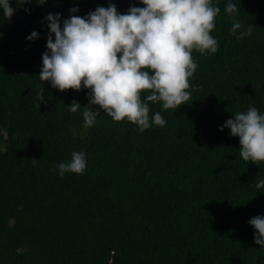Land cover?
<instances>
[{"label":"trees","instance_id":"trees-1","mask_svg":"<svg viewBox=\"0 0 264 264\" xmlns=\"http://www.w3.org/2000/svg\"><path fill=\"white\" fill-rule=\"evenodd\" d=\"M229 2L250 36L230 32ZM42 3L12 0L10 20L0 9V264H264L249 223L264 217V189L255 187L264 162L244 161L239 137L220 131L250 106L264 114V0H213L218 51H193L191 99L167 111L150 103V117L159 111L166 124L143 132L102 111L85 128L88 90L62 93L38 77L49 14L62 27L72 8L83 18L109 3L120 14L143 5ZM73 152L85 153L86 169L61 176L57 165Z\"/></svg>","mask_w":264,"mask_h":264},{"label":"clouds","instance_id":"clouds-1","mask_svg":"<svg viewBox=\"0 0 264 264\" xmlns=\"http://www.w3.org/2000/svg\"><path fill=\"white\" fill-rule=\"evenodd\" d=\"M12 0H0L6 20L14 14ZM31 0H23L30 3ZM47 0H43V5ZM19 4V0H16ZM143 7H130L120 14L115 4L97 7L86 17L72 15L63 20L49 14L47 51L42 56L39 79L60 92L87 89L89 106L83 107L85 128L94 125L101 111L114 122L127 121L141 132L152 125L163 127L166 121L158 111L150 117V103H160L164 111L179 109L191 99L189 79L198 65L192 53L212 55L218 42L211 32L220 8L213 0H139ZM240 11L229 2L225 12L233 15L230 32L239 31L237 39L252 34L253 26L243 29L236 18ZM2 35V34H0ZM54 36V40H53ZM38 38L35 31L28 40ZM44 102V88L37 92ZM39 106V105H38ZM71 113L82 107L78 101L67 106ZM224 128L239 137V156L252 164L264 162V114L249 107L236 112ZM85 153L73 152L68 162L57 165L59 174H83ZM264 189V180L255 183ZM255 229L254 242L264 248V217L249 221Z\"/></svg>","mask_w":264,"mask_h":264}]
</instances>
